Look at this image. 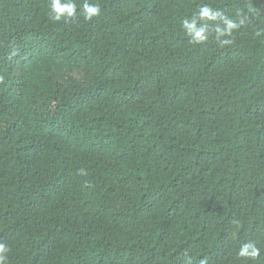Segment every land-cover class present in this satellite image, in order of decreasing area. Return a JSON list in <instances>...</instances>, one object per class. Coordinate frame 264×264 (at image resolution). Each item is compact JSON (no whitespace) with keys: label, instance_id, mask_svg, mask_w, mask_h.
<instances>
[{"label":"trees","instance_id":"1","mask_svg":"<svg viewBox=\"0 0 264 264\" xmlns=\"http://www.w3.org/2000/svg\"><path fill=\"white\" fill-rule=\"evenodd\" d=\"M72 2L0 0L4 264H264V0Z\"/></svg>","mask_w":264,"mask_h":264},{"label":"clouds","instance_id":"2","mask_svg":"<svg viewBox=\"0 0 264 264\" xmlns=\"http://www.w3.org/2000/svg\"><path fill=\"white\" fill-rule=\"evenodd\" d=\"M82 13L85 20H91L94 16H98L101 13V5L97 3H89L88 0H84L82 5ZM76 14V4L72 0L62 3L61 0H51L50 3V19L52 21H60L61 18L72 17ZM220 18L223 21V27L216 25L212 31L215 32V38L222 44L230 43L229 40L221 39L224 36H230L232 30L239 25L226 17H223L219 12L213 11L208 6H204L194 13L191 20L185 18L181 21L182 26L185 29V35L189 37L190 43H200L208 40L209 38V25L204 23L206 20H216ZM197 21H201L199 27ZM243 23V21H240ZM259 34V33H258ZM8 249L0 244V264H4L6 257L3 253H6ZM258 253V249L254 248L251 243H247L241 246L239 251L240 256H255Z\"/></svg>","mask_w":264,"mask_h":264}]
</instances>
